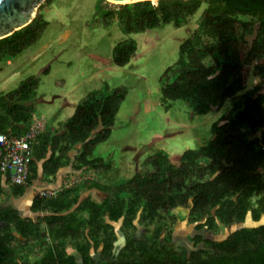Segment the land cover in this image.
I'll return each mask as SVG.
<instances>
[{
  "label": "trees",
  "instance_id": "16d2710c",
  "mask_svg": "<svg viewBox=\"0 0 264 264\" xmlns=\"http://www.w3.org/2000/svg\"><path fill=\"white\" fill-rule=\"evenodd\" d=\"M52 1L44 0L28 25L0 39V62L40 39L46 26L41 11ZM96 10L102 26L117 24L124 34L179 29L195 19L176 60L159 77L161 104L168 109L181 101L198 115L218 112L228 100L232 108L211 125L205 144L174 162L163 152L150 155L141 172L108 186L113 162L93 154L110 137L127 90L106 85L91 91L56 128L42 127L29 139L23 184L0 172V199L5 189L20 199L61 168L83 177L35 195L31 216L0 207V264H264V224L232 230L248 216L255 223L264 219V0H99ZM135 52V42H118L112 63L123 67ZM250 77L257 81L248 89ZM37 83L28 77L0 96V132L7 138L31 131ZM177 208L194 224L191 248L173 243ZM220 228L228 231L224 238H205ZM117 232L122 243L115 255Z\"/></svg>",
  "mask_w": 264,
  "mask_h": 264
},
{
  "label": "rangeland",
  "instance_id": "374dc122",
  "mask_svg": "<svg viewBox=\"0 0 264 264\" xmlns=\"http://www.w3.org/2000/svg\"><path fill=\"white\" fill-rule=\"evenodd\" d=\"M98 1L53 0L43 8L46 26L40 39L16 57L0 62V96L14 90L28 77L36 78L34 118L41 120L46 110L53 107L51 114L43 119L54 129L91 91L106 85L126 87L127 95L115 117L111 135L93 154L96 158L112 160L113 167L105 175L107 185L112 186L141 172L143 160L150 155L163 152L174 162L185 150L205 144L211 138V125L231 110L233 101L228 100L218 112L205 115L194 114L181 101L165 109L160 101L158 80L164 69L176 60L178 45L194 30L195 19L179 29L165 25L143 33L124 34L117 24L104 27L99 23ZM151 3L155 5L156 1ZM123 41L135 42L136 52L127 65L119 67L112 63L111 52ZM45 69L47 73L43 72ZM256 81L250 77L247 88ZM75 178L83 179L82 175L72 179ZM5 191L0 207L14 208L16 204L24 215L31 214L28 206L37 193L35 184L16 201L8 189ZM173 214L177 217L173 243L191 248L189 240L195 229L187 220V210L177 208ZM260 224H264V219L255 223L248 217L232 230ZM227 232L220 228L217 233H204V236L220 240ZM117 234V245H120L122 237ZM68 252L73 254L70 249Z\"/></svg>",
  "mask_w": 264,
  "mask_h": 264
},
{
  "label": "built area",
  "instance_id": "2783aa9c",
  "mask_svg": "<svg viewBox=\"0 0 264 264\" xmlns=\"http://www.w3.org/2000/svg\"><path fill=\"white\" fill-rule=\"evenodd\" d=\"M40 128L38 123L32 125L31 131L19 138H7L0 132V172L5 173L11 183L21 185L25 182L31 160L29 139Z\"/></svg>",
  "mask_w": 264,
  "mask_h": 264
},
{
  "label": "water",
  "instance_id": "95a60500",
  "mask_svg": "<svg viewBox=\"0 0 264 264\" xmlns=\"http://www.w3.org/2000/svg\"><path fill=\"white\" fill-rule=\"evenodd\" d=\"M44 0H0V39L28 25L35 16L37 8ZM112 4H132L152 0H106ZM158 1V0H154ZM249 217V216H248ZM246 217V220L248 219ZM250 219V217H249ZM245 220V221H246ZM257 226V225H256ZM116 246L115 255L119 250Z\"/></svg>",
  "mask_w": 264,
  "mask_h": 264
},
{
  "label": "crops",
  "instance_id": "0c3cea01",
  "mask_svg": "<svg viewBox=\"0 0 264 264\" xmlns=\"http://www.w3.org/2000/svg\"><path fill=\"white\" fill-rule=\"evenodd\" d=\"M66 105L67 104H65L64 106L66 107ZM62 107V106H61ZM53 108V107H52ZM51 108V109H52ZM51 109H47L46 110V113L45 114H43L42 116H41V120H39V119H37V118H34V125L35 124H39L41 127H45V128H48V129H52L53 130V126H49L48 124H47V122H46V120H44L43 118L44 117H46V116H48V115H50L51 114ZM56 114V113H55ZM54 117H56V115H54ZM39 171H40V169H39ZM75 175H78V173H74L71 169H70V167H65V168H61V169H59L58 171H57V173H56V175H55V177H54V179L50 182V183H47V182H42V181H40V180H37V181H35L33 184H35L36 186H37V193L36 194H34V196L35 195H37V194H40V193H43V192H45V191H48V192H56V191H59L61 188H62V186L66 183V181L68 180V179H70V178H73V176H75ZM32 184V185H33ZM6 190V189H5ZM89 191H87V192H83V195H86L87 193H88ZM33 196V197H34ZM32 197V198H33ZM22 198V197H21ZM16 200H18V199H15V201ZM16 205V204H15ZM14 205V208L16 209V210H18L17 209V207ZM19 211V210H18ZM20 213H21V215L22 216H31L32 214H26V215H24V213L22 212V211H19ZM30 213V212H29ZM73 252V251H72ZM73 254L74 255H76V253L75 252H73ZM77 256V255H76Z\"/></svg>",
  "mask_w": 264,
  "mask_h": 264
}]
</instances>
